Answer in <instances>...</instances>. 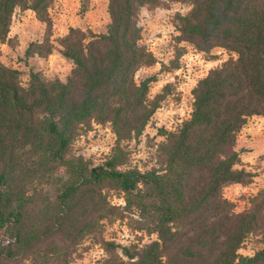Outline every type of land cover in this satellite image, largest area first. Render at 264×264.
<instances>
[{
	"label": "trees",
	"instance_id": "16d2710c",
	"mask_svg": "<svg viewBox=\"0 0 264 264\" xmlns=\"http://www.w3.org/2000/svg\"><path fill=\"white\" fill-rule=\"evenodd\" d=\"M54 1L0 0V42L10 45L17 8L50 27ZM107 1L104 32L69 27L26 47L25 60L53 50L72 60L65 81L30 68L23 84L17 69L0 63V264H71L87 239L108 251L101 264H264V191L239 213L223 194L252 179L236 167V140L250 117H264V0H176L191 5L175 16L179 41L236 58L196 83L187 118L157 128L161 139L145 168L130 164L131 143L150 123L158 96L148 95L154 75L135 80L155 62L140 44L138 15L160 0ZM88 2L81 0L83 11ZM105 124L114 143L100 163L74 154L81 135ZM123 212L155 238L104 241L102 222ZM250 238L261 247L241 254Z\"/></svg>",
	"mask_w": 264,
	"mask_h": 264
},
{
	"label": "rangeland",
	"instance_id": "374dc122",
	"mask_svg": "<svg viewBox=\"0 0 264 264\" xmlns=\"http://www.w3.org/2000/svg\"><path fill=\"white\" fill-rule=\"evenodd\" d=\"M107 0H89L85 11L81 0H55L49 8L51 25L47 27L36 19L31 9H15L12 14L9 36L10 45L0 42V63L17 69L21 81L26 84L30 68L39 70L47 79L65 81L73 67L72 60L53 50L46 57L25 60L23 55L31 42L42 41L44 37L55 39L64 35L69 27H79L94 33H102L109 21ZM191 8L189 2L160 0L157 6L145 5L140 8L138 25L140 44L152 53L155 62L139 69L135 80L150 75L155 76L149 88V97L158 96V107L150 123L145 127L138 143H131V165L150 167L155 158V150L160 137L157 128L171 129L187 118L193 100L192 89L208 71L221 62L236 58V54L224 48L204 53L193 45L179 41L175 29V16L186 14ZM114 143V134L109 124L94 125L93 129L81 135L73 145V152L82 155L92 164L100 163ZM240 159L236 165L252 174L246 184H232L223 190L224 196L239 213L250 206L251 199L264 191V117L252 116L242 127L236 140ZM114 204L122 205L121 198L109 196ZM101 235L104 241H112L121 246L144 243L155 238L154 234L140 231L128 213L122 217L106 219L102 222ZM261 247L255 239H248L239 249L249 255ZM108 251L102 243L93 239L84 240L75 253L71 264H101ZM116 253L121 256L117 249Z\"/></svg>",
	"mask_w": 264,
	"mask_h": 264
}]
</instances>
